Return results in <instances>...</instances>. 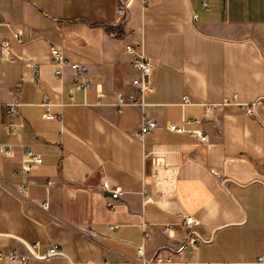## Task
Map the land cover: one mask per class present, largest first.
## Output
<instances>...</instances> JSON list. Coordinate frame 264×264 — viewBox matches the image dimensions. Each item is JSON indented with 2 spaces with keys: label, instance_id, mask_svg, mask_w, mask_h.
<instances>
[{
  "label": "crops",
  "instance_id": "0c3cea01",
  "mask_svg": "<svg viewBox=\"0 0 264 264\" xmlns=\"http://www.w3.org/2000/svg\"><path fill=\"white\" fill-rule=\"evenodd\" d=\"M120 1L0 0V36L16 57L0 48V143L13 151L0 155V249L39 242L61 251L30 264H142L139 245L148 260L264 264V108L246 113L264 100V0H127L124 15ZM128 44L157 63L145 101L162 127L142 137L140 108L115 105L136 91ZM52 45L88 66L90 88L71 91L68 65L56 75ZM29 63L39 67L37 85ZM16 84L25 126L8 134ZM185 95L191 104L182 105ZM45 103L55 117L44 116ZM169 123L202 129L208 141ZM26 147L43 162L22 173ZM103 181L122 189L113 208Z\"/></svg>",
  "mask_w": 264,
  "mask_h": 264
},
{
  "label": "built area",
  "instance_id": "2783aa9c",
  "mask_svg": "<svg viewBox=\"0 0 264 264\" xmlns=\"http://www.w3.org/2000/svg\"><path fill=\"white\" fill-rule=\"evenodd\" d=\"M143 4L146 3V0H141ZM120 15H124L126 12L127 0L120 1ZM14 37L19 41L22 42V33L20 31H13ZM0 48L2 52V56L4 59L7 60H14L16 57L13 54L11 42L0 36ZM126 50L132 55V65L138 70V75L133 79V84L136 87V91L133 93L125 94L120 93L117 97L116 108L118 113H121L122 110L127 106H136L139 107L141 110V120L140 126L138 131H136V136L142 137L143 135L149 133L153 129L161 128L162 126L154 119V117L150 114L147 103L145 101L146 95L153 89V73L156 69V61L151 58L150 56L146 55L143 51L137 50L133 45H126ZM50 54L52 60L57 64V68L55 70L56 75L63 74V66L68 65L71 70L74 72L76 79L71 87V91L74 89H83L87 90L91 87L93 81L89 73L88 66L84 63L80 62H72L67 61L64 53L62 52L61 48L52 45L50 47ZM29 69L32 74V81L35 85L39 84V67L36 63H29ZM21 90V84H16L14 86V92L16 97L14 100L9 102L6 105V121L3 124L4 130L8 134L17 133L20 129L25 126V121L22 118L19 108L22 104L18 94ZM192 100L189 96L185 95L183 97L182 105L191 104ZM47 107V111L45 113L46 118L55 117V114L50 112L49 110V103H45ZM262 106L264 108V100L257 99L256 101L250 103L246 108V113L249 115H255L256 107ZM205 110H204V118H213L214 117V104L212 103H205ZM243 106V105H242ZM188 122L193 123H200V119H192L188 120ZM166 128L172 132L184 134L187 133L192 137L198 138L202 142L208 141V136L202 131V129L195 128V129H187L183 125H178L176 123H169ZM13 151L11 147L7 144L0 143V155L2 156H11ZM43 157L30 148H24L23 158L20 162L21 167L20 171L22 173H28L33 168L37 167L38 165L42 164ZM171 180V177H164L162 181L167 182ZM52 181H48V188L51 186ZM102 189L105 191L110 192V196L107 200V206L113 208L115 206V200L120 197L122 194V189L119 187H113L108 181H103ZM151 197H147V200H150ZM41 206L44 209L49 208V201H43ZM182 223L188 229V239L187 244L192 247H195L197 244V235H195L192 231L193 224L195 220L192 215L185 216ZM115 225H109L110 229H114ZM143 232L145 237H150L151 232L148 231L143 226ZM185 246V245H184ZM61 251L59 248L54 245L45 249H42L41 243L35 242L30 243L26 247V251L22 252L18 249L13 250H3L0 249V263L2 264H30V261L33 258H45L50 257L53 255L60 254ZM138 256L142 258V264H175V259L173 256L170 255H162L156 257L154 259H146L143 256V248L142 245L138 246Z\"/></svg>",
  "mask_w": 264,
  "mask_h": 264
},
{
  "label": "water",
  "instance_id": "95a60500",
  "mask_svg": "<svg viewBox=\"0 0 264 264\" xmlns=\"http://www.w3.org/2000/svg\"><path fill=\"white\" fill-rule=\"evenodd\" d=\"M156 255H157V253H156ZM156 255L153 257V259L156 257Z\"/></svg>",
  "mask_w": 264,
  "mask_h": 264
}]
</instances>
